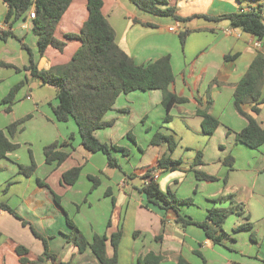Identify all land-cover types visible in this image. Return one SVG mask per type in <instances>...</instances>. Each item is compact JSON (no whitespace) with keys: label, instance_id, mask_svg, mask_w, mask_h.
Segmentation results:
<instances>
[{"label":"crops","instance_id":"0c3cea01","mask_svg":"<svg viewBox=\"0 0 264 264\" xmlns=\"http://www.w3.org/2000/svg\"><path fill=\"white\" fill-rule=\"evenodd\" d=\"M87 3L88 0H73L57 26L55 37L67 43L64 51L60 52L53 47H49L43 56L39 53L38 38L33 33L32 19L29 17V14L35 10L33 6L30 13H27V18L20 19L13 25L14 37L9 38L7 41L0 39V62L24 69V67L30 65L32 56L39 69L44 70L69 63L75 52L80 48L81 42L77 39L66 40L65 36L80 33L89 16ZM103 3V14L115 30L118 46L132 57L138 65H146L166 55H171L175 74V82L171 86V90L177 96L186 98L187 102L178 104L171 110L172 120L170 122L164 121L166 111L162 104L163 93L160 90L135 91L122 94L117 99L113 110L105 116V120L114 121V126L111 127L114 130L118 125L117 120L120 115H130L132 117L136 113L138 116L135 121L138 124L141 122L143 126L147 124L153 112L157 114L159 120L163 119L166 128L161 127L160 131L162 132L160 133L174 137L177 148L172 154V159L181 160L182 164L175 171L161 172L157 182L162 191L167 192L170 190L181 198L184 196L181 192V186L185 181H189L191 186L195 185L194 180L204 182L198 181L194 172L191 171L198 152L202 153L203 165L197 166L196 169L201 170L205 165L204 150L199 149L212 141H216L219 147H225L226 143H236V134L247 127L248 121L237 112L234 105V86L243 78L258 52L264 51V41H259L241 29L233 28L228 20L216 21L213 18L249 12L259 7L263 8L264 17V0H244L243 2L238 0H168L169 6L176 8L178 17L190 18L187 21H179L175 17H160L145 13L130 0H103ZM6 13L7 8L0 0V30L7 29L5 24ZM177 26H180L179 32L174 33L169 30ZM185 30L191 31V34L188 36L184 48H182L179 42V33ZM258 42L261 43L260 48L256 46ZM228 55H238V57L226 61L225 57ZM4 69L16 72L12 68H0V115L3 117L2 114H6V117H3L4 122L1 121L3 126H0V130L3 129L2 127H6L4 128L6 130L10 124L16 121L15 105L17 101L13 106V110L7 113L5 111L6 105L3 104L2 100L15 86V83H20L23 78L19 77L12 84L3 87V81L6 79V75L3 74ZM22 72L17 73L21 76L24 74ZM25 73L30 78L36 79L31 77L27 71ZM28 76L23 81H26L25 85H28L29 90L33 91L32 86H35L36 83H30ZM38 81L40 83L36 86L39 88H45L46 90H48V87L53 88L44 85L40 80ZM213 81H216L217 84L210 88ZM5 88H8V90ZM53 89L55 90V88ZM53 89H49L48 92H54L57 99V92L56 90L52 91ZM26 97L27 100H34L36 111L42 112L40 113L42 114L40 125H43V137L48 134L52 125H55L59 131V138H53V140L47 138L43 146L46 147L53 141H59L60 137L63 139L61 141H67L70 137L68 136L69 131H74V127L70 126L67 127L68 129H62L60 125H57L63 123L57 121L54 113V108L58 106V103L56 107H52L51 110L46 112L45 105L43 104V107H40L37 100H35L36 97L34 98L32 94ZM37 99L39 98L37 97ZM209 99L212 101L210 114L220 121L219 128L212 136L203 133V118L196 115L201 105L202 108L205 107ZM137 101H141L142 105L138 113L135 109ZM243 110L250 114L251 106L244 105ZM7 114L11 117H7ZM31 119H34L33 116ZM256 119L260 126L264 127V104L261 106V113ZM143 121H146L145 124H143ZM148 128H151V126L149 125ZM24 130L23 127V131L18 133L15 138ZM130 130L132 128L128 127L121 129L119 133L107 131L108 133H104V135H99L101 130H98L95 134L102 142L120 145L119 142L128 135ZM72 134L74 135V132ZM15 138L12 139L13 142ZM151 140L152 138L148 140L147 145L153 155L146 169L155 165L167 149L166 145L151 146ZM62 150L70 152L71 155L61 166L48 165L45 161V155L44 160L41 159L40 163L38 162L37 168L47 169L42 178L35 176V174L31 177L20 174L19 169L13 167L15 163L10 161L14 152L9 153L5 159L0 160V201L7 202L22 217L30 221L40 234L48 237L50 252L57 255L61 261H72L74 264H100L90 248L84 253H78L77 249L68 243L67 214L57 204L55 195L61 200L63 196L75 192L79 187H81V190L77 189L79 194L86 193L90 189L86 181L87 178L96 175L98 165L103 162L96 154L102 153L89 152L84 149L81 143L75 149L73 147V149L62 148ZM183 150L188 152V157L183 156ZM78 153L83 157L82 161H85V163L92 162L94 168L85 175L82 170L78 182L74 186H66L62 182L63 174L74 167H82L83 165L75 161V157L79 158ZM192 153H194L193 156ZM217 166L218 173L216 176L218 178L230 174V180L225 191L235 192L231 182L236 181L234 178L236 172L232 170L229 173V170H226L228 167L224 164L222 158ZM249 167L247 172L251 173L250 175L260 173V169H253L251 165ZM146 169L140 170L138 173L142 175ZM207 174L215 175L209 171H207ZM34 177H36L35 180ZM128 183L123 180L116 182V189L113 188V185H110L106 188L104 194L99 195V201H101L100 197L102 196L106 198L104 201L105 207L106 202L110 200V203L107 204H110L109 207L112 209V198H115V212L119 216L117 226L110 228V232L106 234L109 235L120 228L121 216L124 213V225H126L127 220L133 221L134 228L130 232L134 233V237H146L142 247L137 245V240L134 241L132 253H129L125 250L127 234L122 228L123 239L118 252L119 264H138L139 259L150 252L161 255L164 258L162 264H180V262L182 264H264L262 261L264 258L259 255L260 252L257 251V246L254 243H251L246 251L243 249L238 250L237 254H240L241 257L229 256L225 248L233 251L232 248L227 247V245H213L207 239L204 230L197 226L180 227L176 224V215L173 211H165L156 205H147L145 196L139 190L130 191L127 188ZM8 185H11V187H8ZM257 187L256 178L251 187L247 184V196L240 195L238 202L247 204L246 201H249L250 204L253 202L252 200H255L264 208V198L257 194L255 196ZM107 191H111V196L106 195ZM222 191H224L222 188H218L211 195L207 194V201L215 199ZM250 192L252 193L250 194ZM15 197L17 202H15ZM208 202L204 209H207ZM88 204L92 207L91 203ZM221 205L218 208L223 210L230 208H225L223 205L222 208ZM188 210H190L189 207L183 206L182 214L198 222L206 219L207 212L204 210L200 218H196L195 214L189 213ZM108 214L109 212L107 211L106 214L105 211V214H103L105 219L102 220L101 218V222H95L96 230L93 228L94 223L88 222L91 227L90 239L86 237L88 241L91 242L95 235L105 234H103L100 227H105ZM249 215L251 220L255 221L254 212ZM233 217L237 218L236 222L243 220L242 217L236 215H233ZM236 222L234 221V226L239 225ZM224 228L227 232L230 231L226 226ZM28 229H30L29 226H23L15 217L0 210V264H21L16 253L17 246H24L29 250L26 257L30 261H36L43 255V246L37 245V243L42 244L41 241L37 238V241H34L33 237L28 235ZM239 233L249 232L241 231L236 234ZM242 238L244 240V237ZM236 243L237 241L232 238V244L236 245ZM107 252L109 257L113 255L110 245ZM45 264H50V261Z\"/></svg>","mask_w":264,"mask_h":264},{"label":"trees","instance_id":"16d2710c","mask_svg":"<svg viewBox=\"0 0 264 264\" xmlns=\"http://www.w3.org/2000/svg\"><path fill=\"white\" fill-rule=\"evenodd\" d=\"M137 8L145 13L160 17H175L177 20L187 21L190 18H181L176 14V8L169 6L168 0H130ZM243 2L244 0H238ZM7 8L5 24L7 29L0 30V39L7 41L14 37L13 25L20 19L27 18L31 8L35 7L36 18L32 19L33 33L38 38L39 53L43 56L49 47L63 52L67 43L55 37V31L64 14L71 6L73 0H2ZM103 0H88L87 9L89 16L79 34H68L66 40L77 39L81 42L80 48L75 52L71 61L65 65L44 70L39 69L33 57L31 63L24 69L17 68L11 64L0 62V68H12L17 72L27 71L31 77L40 80L44 85L55 88L57 92L58 106L54 108L57 121L67 123L74 121L78 127L81 144L85 150L92 153H102L107 157L108 166L119 168L117 159L113 152H122L128 155L129 151L116 144L102 142L96 136L98 130L111 128L114 121H106L105 116L114 108L117 99L122 94L135 91L160 90L163 93L162 104L166 111L165 122H170L171 110L178 104L187 102L171 90L175 82V74L172 67L171 55H166L146 65H138L135 60L125 53L116 42V33L109 21L103 14ZM216 21L228 20L235 29L252 35L259 41H264V17L263 8L259 7L249 12L223 15L213 18ZM148 26V25H147ZM191 31L185 30L179 33L180 43L184 48ZM25 48H27L24 45ZM29 50V49H28ZM30 51V50H29ZM238 55H228L226 61L237 58ZM26 81H21L12 87L3 99L6 112L10 113L16 102L18 92L25 86ZM213 81L210 88L214 86ZM209 88V92H210ZM264 51H259L256 58L248 68L243 78L234 86V105L237 112L246 118L248 125L236 134V143L243 144L253 150L264 146V127L260 126L256 117L261 113L264 104ZM244 105L251 106V113L243 110ZM212 101L209 99L205 107L199 108L196 115L203 118L202 129L207 136H212L220 126V121L210 114ZM32 118H25L10 124L6 130H0V160L19 148L12 139L23 131L24 124ZM73 136L67 141L55 142L44 148L45 161L48 165L61 166L71 155L70 152L61 151L62 148L73 149ZM151 146H167L166 152L158 159L157 163L148 167L141 175L143 180L139 191L145 196L147 205H156L165 211H173L176 215V224L182 228L197 226L204 230L207 239L213 245H225V241L232 240L225 231L224 225L227 219L233 215L243 218V223L234 229L235 233L246 231L252 233L254 239V225L251 216L246 215L244 205L234 200L231 194L232 206L223 210L216 206L207 211L204 221L198 222L182 214L183 206H191L194 200L179 199L172 191L164 192L158 182L154 179L157 172L175 171L182 164L181 160L172 159V154L177 148V142L173 136L158 132L152 138ZM202 153L198 152L192 164L191 171L194 172L198 181L213 182L218 180L212 176L196 169L203 165ZM224 164L229 171L234 170V159L228 156ZM37 169L32 159L30 166H19V173L31 177ZM82 167H74L65 172L62 182L66 186H74L82 173ZM93 181V189L100 185V179L89 176ZM228 176L225 178L227 182ZM111 191L106 195L111 196ZM56 202L60 199L55 195ZM224 198L213 200L216 205ZM113 214L115 212L116 200L112 198ZM0 210L12 215L19 220L23 226H29L34 236L42 240L44 253L36 261H30L26 256L29 252L24 246H17L16 253L21 264H74L72 261H61L59 257L49 250V239L43 237L30 221L22 217L7 202L0 201ZM67 224L71 233L67 236L68 243L72 244L78 253H84L91 249L100 264H119V247L123 239V231L119 228L116 232L104 235H95L92 241H88L83 232L67 216ZM112 228V219L109 220L107 229ZM1 235V234H0ZM111 246L113 255L109 257L108 246ZM164 258L155 253H148L141 257L138 264H162ZM182 264V262H180Z\"/></svg>","mask_w":264,"mask_h":264},{"label":"rangeland","instance_id":"374dc122","mask_svg":"<svg viewBox=\"0 0 264 264\" xmlns=\"http://www.w3.org/2000/svg\"><path fill=\"white\" fill-rule=\"evenodd\" d=\"M22 73L24 74L19 76L17 71L15 72L13 70L4 69L3 74L6 75V79L3 81L4 83L3 87H7L9 84H12L13 82H15V79L19 77H23L21 79L23 81L25 77L28 75L25 73V71H23ZM8 75L10 77H7ZM28 77L30 83L31 82H34L36 84L40 83L37 79H32L30 78V76ZM16 84H18V82L15 83V85ZM36 84L35 86H32L33 91H30L28 85L27 86L25 85V87H23L16 96V101H17L15 105L16 121L25 118L28 115H32L34 118L26 122V124L24 125L25 128L24 132L19 134L17 138L14 139V143L19 145V149L16 152L12 153L13 158L10 161L12 163H15V166L13 165V167H15V169L17 170L19 169L18 167L21 165L30 166L32 163V159L34 160L36 165H38L41 159L44 160L45 147L43 146V143L45 142V140L47 138L50 140H53V138H59L58 136L59 131L55 125H52V127L49 128L50 131H48V134L45 137H43V128H42L43 125L42 126L40 125V122L42 121L41 120L42 114L40 113L42 112L39 113L38 111H36L34 100L32 101L27 100L26 96L32 94L34 98L36 97L35 100H37V103L38 105H40V107H43V104L45 105L46 112L51 110L52 107L57 106L58 102L56 99V94L54 92H48L49 89H53V88L48 87V90H46L45 88L42 89L37 87ZM5 89L8 90V88ZM52 91L55 90L53 89ZM37 97L39 99H37ZM141 106H142L141 101H137L135 105V109L137 113ZM2 115L3 117H6V114L3 113ZM137 116L138 115L136 113L135 115H132V117L130 115H120L118 117L119 119L117 120L118 125L114 130L113 128H110L99 131V135H104V133H108L107 131H116L119 133L121 129H126L128 127L132 128V130H130L128 135H126V137L119 142L120 145L116 144L120 147L127 149L129 151V154L124 155L122 152H117V151L113 152L114 157L117 159V162L119 164V168L109 167L107 162V157L104 156L103 154H96L97 157H100V159H102L103 161L102 164L100 163L98 165V169H97L98 171H96L95 173L96 175H93L94 177L100 179V185L97 188L93 189L94 186L93 181L87 178L86 181L90 189L86 191V193L79 194L77 192V189L81 190V187H79L75 190V192H71L66 196H63V199H61L60 202L57 203L64 210L65 214H67V216L76 224V226L83 232L85 237H87L88 239H90V234H91L90 233L91 227L88 224V222L90 221L91 223H94L93 228L95 229L96 228L95 222L97 221L99 223L101 222V218L102 220L105 219V217H103L105 211L106 214L107 211L109 212V214L107 215L108 217L106 216L108 221L105 223L104 225L105 227L104 228L100 227V229L102 228L103 234L110 232V229H107V225L110 219H112L113 228L117 226L118 223L119 216L116 214V212H114L113 214V209L109 207L110 204H107L110 203V200L109 202H106V207H105L104 201L106 200V198L102 196L100 197L101 201H99V195L101 193L104 194L106 192V188H108V186L110 185L111 186L113 185V188L116 189L117 187L116 182H119L121 180L126 181L127 183L129 182L127 188H129L130 191L139 190V188L143 184V180L141 178V175L138 173V171L140 170L143 171L146 169L148 163L151 162L153 155L152 151L148 149L147 142L148 140H150V138H153L155 134H157L158 132H162L160 131L161 127L166 128L163 119L159 120L157 114L154 112L151 113V117L148 119L147 124H145L146 121H143L144 122L143 124H145V126H143L141 122L138 124L135 121ZM3 117L0 115V126H3L1 123V121L4 122ZM7 117H11V115L7 114ZM57 125H60L62 129H68L67 127L70 126L74 127V131L70 130L68 136H73L72 141H73V147L75 149L76 146L81 143V138L75 122L71 121L69 124L59 123ZM149 125L151 126V128H148ZM2 128H3L2 130H5L4 128L6 127H2ZM73 132L74 135L72 134ZM58 140L59 141H55V142H63L61 141L63 140L62 137H60V139ZM55 142L53 141V143ZM199 150L202 151L204 150V154H205V165L201 168L200 171L205 172L206 174L207 171L212 172V174H215L214 176H216V174L218 173L217 164L219 165V160L222 158V160L224 161L228 156L233 157L234 159L233 168H234V172H236L234 173V178L236 179V181L231 182V186L235 189V192L230 193L225 191L227 190L226 185H228L230 180L229 177L230 174L226 175L228 176L227 182H225L226 176H222L219 178L216 176L218 180L213 182H207V181L197 182L196 180H194L195 181L194 186H191L189 181H185L181 186V192H183L184 196L178 198L179 199L192 198L194 200L193 205L187 206L190 209L188 210L189 213H194L196 218H200V215L201 213H203V210L207 212V210L213 206L219 207L222 204L223 207L225 208L231 207L232 203L230 199L227 197L231 194L232 195L237 194L238 195L237 197L236 195L234 196V200H236L237 202H238V197L240 195L243 194L246 197L247 184L249 187H251L253 181L256 178L259 188L258 187L256 188L255 196L257 194L264 198V168H262L264 167V147L260 148L259 150H253L243 144L235 143V142L232 144L226 143L225 147H219L216 141H212L211 143L201 147V149ZM182 153H184L183 156L188 157L187 155L188 152H186V150H183ZM191 155L193 156L194 153H192ZM78 156L79 158L75 157V161L78 164H83L82 165L83 174L85 175L87 172L92 171L94 168L92 162L85 163V161H82L83 157L79 153ZM249 165H251L253 169H260V173L259 174L253 173L252 175H250L251 173L247 172L250 168ZM103 168H105V170H103ZM226 170L228 171L229 169L227 168ZM46 171H47L46 168H37L35 171L36 173L34 174L35 176L37 175V177L40 176L42 178V176H44ZM228 172L230 173V171ZM35 179L36 177H34V180ZM8 187H11V185H8ZM218 188H222V190L224 191H222L220 195L215 199L224 198V200L222 201V203L220 202L221 204L218 203L215 205L213 203V200L215 199H210L208 202L206 196L207 194L211 195L213 192H216ZM252 192H250V194ZM252 201L253 202H251L250 204L249 201H246L247 204L244 202L241 204L244 205V210L246 212V215H249L251 212H254L255 214V221L251 220V222L254 225V231H253L254 239L251 238L252 233L250 232L239 233L238 235L235 233L234 229L240 226L243 223V220H239L238 222H236L237 218L231 216L225 222L224 227L226 226L230 231L227 232L225 228L224 231L230 237L234 238L235 241H237L236 245L232 244V240L225 241V245H227V247L232 248L233 250L230 251L229 249L225 248V251L229 256L232 255L233 257H241L240 254H237L238 250L243 249L244 251H246L249 248V245L251 243H254L255 246H257V251L260 252L259 255L264 258V208L261 207L258 204V202H256L255 200ZM15 202H17L16 197H15ZM207 202H208V207H206L207 209H204L205 206L207 205ZM88 203H91L92 207H90ZM224 204L227 205L225 206ZM124 218L125 215L123 213V215L121 216L120 228L121 229L123 228V230L127 234L126 236L127 240H125V250L129 253L130 252L132 253V246L134 244V241L137 240L138 241L137 245L139 247H142L143 241H145L146 237L144 236L134 237L133 235L134 233H132V231L130 232V230L134 228L133 221L127 220L125 223L126 225H124ZM233 219H235L234 221L236 222V224L239 223V225L234 226ZM66 225L69 230L68 231L69 233L67 235H69L71 233L70 232L71 228L69 227L68 224ZM30 230L31 229L27 230L28 235L29 236L31 235L33 237L32 239H34V241H37L38 238L36 239L32 231L30 232ZM43 237L48 238L46 236ZM242 237H244V240ZM38 240L41 241L40 243L42 244L37 243V245H42L44 248L42 240L40 239ZM262 261L264 263V259H262Z\"/></svg>","mask_w":264,"mask_h":264},{"label":"built area","instance_id":"2783aa9c","mask_svg":"<svg viewBox=\"0 0 264 264\" xmlns=\"http://www.w3.org/2000/svg\"><path fill=\"white\" fill-rule=\"evenodd\" d=\"M29 17H30V19H35V18H36V12H35V10H33V11L29 14ZM169 30H170L171 32L177 33V32L180 31V26L172 27V28H170ZM256 46H257L258 48H260V47H261V43L258 42V43L256 44ZM159 175H160V172H157L156 175H155V177H154V179H155L156 181H158V179H159Z\"/></svg>","mask_w":264,"mask_h":264}]
</instances>
